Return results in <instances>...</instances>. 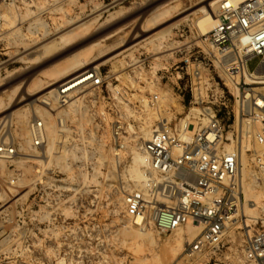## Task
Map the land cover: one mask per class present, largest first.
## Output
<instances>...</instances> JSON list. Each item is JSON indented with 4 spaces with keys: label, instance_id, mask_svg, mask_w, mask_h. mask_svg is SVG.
<instances>
[{
    "label": "rangeland",
    "instance_id": "374dc122",
    "mask_svg": "<svg viewBox=\"0 0 264 264\" xmlns=\"http://www.w3.org/2000/svg\"><path fill=\"white\" fill-rule=\"evenodd\" d=\"M205 1L0 0V142L17 148L0 161V264H246L243 234L264 229L261 187L246 188L252 222L217 254H187L200 233L193 226L162 234L127 215V199L145 185L141 148L155 130L187 123L192 136L209 114L230 118L244 176L261 149V125H242L240 103L252 90L264 96V85L245 86L241 76L235 84L202 42L201 11L214 16L221 4ZM85 71L102 85L81 86L62 103L63 84ZM34 120L47 135L39 149Z\"/></svg>",
    "mask_w": 264,
    "mask_h": 264
},
{
    "label": "built area",
    "instance_id": "2783aa9c",
    "mask_svg": "<svg viewBox=\"0 0 264 264\" xmlns=\"http://www.w3.org/2000/svg\"><path fill=\"white\" fill-rule=\"evenodd\" d=\"M214 17L217 23L201 36L202 42L221 59L229 73L236 72L244 78L245 86L264 85V0L223 2ZM253 59L259 62L251 70L249 63ZM102 83V78L93 73L82 88ZM252 93L253 98L259 94L262 105L246 98L250 93L240 103L242 125H261L254 134L261 149L253 156L249 174H243L242 145L239 148L230 118L226 122L219 113L209 114L208 123L192 136H186L191 133L188 126L179 132L163 127L141 148L148 166L145 185L127 199V215L134 224L148 222L162 234L188 225L199 226V235L185 250L189 256L217 254L234 229L245 232L252 222L245 215L246 188L264 189V96ZM68 97L69 93L59 94L62 103ZM246 133L243 129L241 140ZM45 135L43 122L34 120L29 124L35 149L45 144ZM16 155L14 144L0 142V160L9 161ZM249 232L248 236L243 234L239 244L242 258L246 264H264V229Z\"/></svg>",
    "mask_w": 264,
    "mask_h": 264
},
{
    "label": "bare ground",
    "instance_id": "6f19581e",
    "mask_svg": "<svg viewBox=\"0 0 264 264\" xmlns=\"http://www.w3.org/2000/svg\"><path fill=\"white\" fill-rule=\"evenodd\" d=\"M230 1L239 2V1H243V0H206L205 3L208 5V8L213 9L219 3L230 2ZM201 12L204 13V16L197 21V27H198V29H199V31H200V33L202 35H206L213 29V27L216 25L217 21H216L215 17L213 15L207 13L205 9H202ZM81 69H83V68H81ZM78 70L79 69L74 70L73 72L69 73L68 75H65L63 78H61L58 81L61 82L64 79H66L67 77H70L71 75H74L75 73H77ZM92 74H93L92 71H85L83 74H81L79 76H76L74 79H72L68 83L63 84L62 89L66 88V87H68V88L64 89V90L61 89L60 94L62 92L69 93V95L75 93L79 88H81V86H83L86 82H88L90 80ZM231 76H232L231 77L232 81L235 84H237V81L239 80L238 74H236V72H231ZM246 98H251L252 99L253 98V94L247 95ZM68 99H69V97H68ZM253 99L257 102L258 105H262L263 104V101H262L261 97H259V94L256 95ZM42 103L44 105H46V106L49 105V103L47 101H42ZM202 120H203L204 124L207 123V119L206 118L205 119L202 118ZM187 126H188L187 123L183 124V128L187 127ZM157 131L158 130H155L154 132H157ZM46 139H47V135H45V142H46ZM141 161H142L143 164H147V158L141 157ZM245 172H247V171H245ZM249 207L251 209H254L256 207V204L255 203H250ZM140 222H141V220L137 219L136 223L140 224ZM190 226H192V225H190ZM191 228L198 229L199 232L201 231V228L199 226H196V225H194ZM191 234H192V232H190V231L187 232V235H191ZM184 238H185V234H182V235H180L179 240L182 241V240H184Z\"/></svg>",
    "mask_w": 264,
    "mask_h": 264
}]
</instances>
